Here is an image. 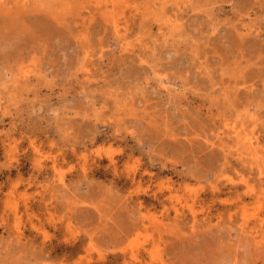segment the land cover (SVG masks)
Here are the masks:
<instances>
[{
  "label": "rangeland",
  "instance_id": "374dc122",
  "mask_svg": "<svg viewBox=\"0 0 264 264\" xmlns=\"http://www.w3.org/2000/svg\"><path fill=\"white\" fill-rule=\"evenodd\" d=\"M0 264H264V0H0Z\"/></svg>",
  "mask_w": 264,
  "mask_h": 264
}]
</instances>
